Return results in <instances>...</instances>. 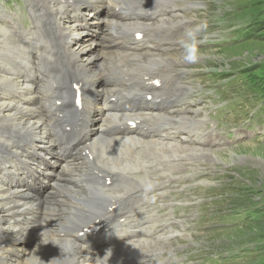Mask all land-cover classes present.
Returning a JSON list of instances; mask_svg holds the SVG:
<instances>
[{
    "label": "bare ground",
    "instance_id": "1",
    "mask_svg": "<svg viewBox=\"0 0 264 264\" xmlns=\"http://www.w3.org/2000/svg\"><path fill=\"white\" fill-rule=\"evenodd\" d=\"M98 1L113 7L110 15L115 17L114 10L144 9L160 0H29L36 20L34 32L23 35L6 21V27H0L1 36L5 34L2 28L8 31L6 42L0 37V46L1 42L4 44L0 51V264H104L120 247H125L88 251L81 246L83 244L71 242L66 233L100 220L115 201L152 184L149 179L156 170L151 167L149 157L134 152V147L145 151L152 146L155 151L152 156L161 161L171 156L203 160L208 157L212 160L215 156L214 160L222 162L227 158L230 162L225 164H237L234 161L239 159V155L231 150H226L227 157L222 159L216 150H195L188 145L129 138L118 146L115 140L104 138L103 128L112 125L110 111L115 110L106 87V74L137 76L141 71L134 67H141L145 73L154 69L162 77L174 72L168 64L176 66L200 59L181 57L184 60L177 62L172 58L177 54H172L173 63H170L159 54L128 55L114 51L112 43H102L95 35L97 30L101 38L105 36L104 28H98L97 20L106 19V13L97 18L99 11L96 18L89 17V20L84 17L87 12L79 14L82 4L91 9L88 13L96 11ZM164 9L167 12L174 10L167 5ZM61 15L65 20L59 18ZM115 22L119 23L117 17ZM86 24L88 30L77 32L74 28ZM122 28L127 34L140 29L157 36L153 27L127 24ZM84 33L88 36L86 40H83L86 38ZM116 59L123 61L115 63ZM42 79L46 84L40 89ZM79 91L81 98L77 100ZM102 122L104 125L98 130ZM66 128H89L86 136L93 143L78 149L71 166H65L62 161L51 175L53 161H61L57 150L62 145L60 138L66 134ZM37 135H41L40 140L36 139ZM242 146L250 148L256 160L264 164V148L256 151L258 145ZM120 149L124 153L121 159L115 156L118 152L121 154ZM87 156L96 157L101 166L92 169L90 162L93 159L88 161ZM38 159L40 163L36 166ZM42 164L46 169H39L41 173H38L36 168ZM124 165H130L132 169H123ZM46 175H50L45 183L49 194L44 200V193L35 197L19 189L21 178L44 183ZM100 177L110 178L116 184L115 188L104 187ZM139 184L142 185L138 187Z\"/></svg>",
    "mask_w": 264,
    "mask_h": 264
},
{
    "label": "rangeland",
    "instance_id": "2",
    "mask_svg": "<svg viewBox=\"0 0 264 264\" xmlns=\"http://www.w3.org/2000/svg\"><path fill=\"white\" fill-rule=\"evenodd\" d=\"M14 2L18 4L19 9V13H17L14 18L18 20V25H20V20L23 18L21 14L23 15L24 13L27 18L30 17L29 8L27 7L26 0H21V2H19L18 0H14ZM14 2L12 3L13 8H17V5ZM235 3L237 5L245 3L247 5V8L243 11H238L233 14L229 13L228 17L230 18L239 19L240 17L249 14L254 10H257L261 13V22L259 24V29L256 34V36L259 38L242 40L239 39L224 48L210 47L205 49H199L197 51H192V53L189 52L190 54H185L187 52L181 51L174 52V54H177V56H174V58L178 60L177 62H182L184 59H187L186 57L200 59L201 64L198 67L201 71L205 72L206 74V77L203 79V81L207 82L212 80V87L214 89L218 90L221 88V90L223 91L221 101H223L225 104L230 105L233 111V113L226 116L225 128L227 129V131H229L231 128L239 126L242 123L243 117L240 115V111H242L240 107H242V104L250 105L252 103V99L254 97L253 90L255 89L252 85V88H249L243 94H240L239 90L243 86V82L241 80H236L237 76L231 77L230 71L234 68L237 74H242L243 68H248L253 64L254 66L261 65L262 63L260 62L264 63V32H262V30H264V0H236ZM253 3H255L257 7H253ZM229 7H231V5H228V8ZM212 13L214 15L219 14V12ZM6 18L12 19L11 16H6ZM2 29L5 34L3 36L0 35V37H3V42H6L8 38H6L5 35L8 33V31H6L4 28ZM83 35H85V33ZM235 35L236 34L234 33L232 36ZM85 37L86 38L83 40H86L88 38V36L86 35ZM80 39V43H82V37H80ZM3 42H1L2 45L0 46V51L4 45ZM85 52L87 51L85 50ZM208 52H213V54L210 56L204 55V53ZM198 53H202L203 55L198 56ZM7 55L12 56V54ZM181 57L185 58L183 59ZM174 58L173 60L176 61ZM22 98L25 99L24 96H22ZM243 144L258 145L256 151H260L261 148H264V144H259L257 141L245 140L241 143L224 146L220 149L210 148L211 151H218L221 154L222 159L227 157L226 150L236 152V154L239 155V159L234 162H236L237 164H234L233 162L225 164L230 162L227 161V158L226 161L222 160V162H220L217 159L214 160L216 158L215 156H213L212 160L209 157L206 158V161L211 162L212 166L222 168L224 173H226L225 182H230L233 180V178L234 180H244L245 182H248L249 186L253 188L254 192H258L259 195L264 197V164H262V162L258 159L256 160L255 153H253L250 148L243 147ZM210 149L202 150L205 151ZM250 155H255V157ZM240 156H242L243 158ZM240 158L243 160H241ZM211 200H213V198L209 199V201ZM214 210L215 209H213L212 207L207 206L206 208L200 211H193L189 214H193L195 216L197 215V213H199L204 217H210L211 220L208 221L211 224H214L213 218L217 216V214L214 213ZM222 210L226 211L227 209L223 207ZM226 223L231 224L230 221H226ZM262 231H264V220L256 223L245 221L241 226L234 229L217 230L216 232L211 233H199L198 235H196V237L192 239V243L216 244L224 242L227 246L223 247L222 249H219V251H223L239 246V243L242 242V240L252 238L253 236ZM19 244L22 245L23 243L20 242ZM262 260L264 261V258Z\"/></svg>",
    "mask_w": 264,
    "mask_h": 264
}]
</instances>
